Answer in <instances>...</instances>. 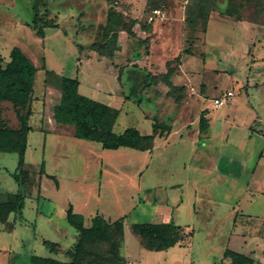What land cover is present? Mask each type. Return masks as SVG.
Returning a JSON list of instances; mask_svg holds the SVG:
<instances>
[{
    "label": "rangeland",
    "instance_id": "obj_1",
    "mask_svg": "<svg viewBox=\"0 0 264 264\" xmlns=\"http://www.w3.org/2000/svg\"><path fill=\"white\" fill-rule=\"evenodd\" d=\"M155 9L161 14L155 15ZM189 11L196 15L190 18L195 24ZM206 11H211L207 21L197 17ZM35 14L56 25L48 27L45 39L30 26ZM122 22L131 30L119 33L115 57L88 60L95 47L109 51L104 46L111 29L118 30ZM239 22L251 28L243 27L241 39ZM258 30H264V0H0V59L10 60L18 46L38 68L23 214L0 221V264H21L30 255L71 261L67 251L80 235L67 221L70 205L84 215L87 226L97 214L111 222L125 218L120 249L113 251L108 242L92 244L86 264H168L145 248L135 231L146 222H174L191 232L183 245L169 250L170 264H233L228 249L264 264V194L256 191L260 181L264 184V168L253 174L264 140L254 137L249 143L248 138L257 111L252 105L264 98L263 78L255 77L256 88L249 71L263 41ZM45 63L79 78L81 94L120 109L115 132L134 127L148 135L156 124L162 136L153 149L107 150L76 138L69 125L50 128L47 135L40 106L48 84L59 85L57 78H45ZM259 64L257 72L264 71V62ZM228 90L234 96L217 107L214 100ZM50 96L53 109L59 93L53 90ZM202 114L213 124L208 136L200 132ZM0 120L20 127L11 103L0 106ZM245 153H253L246 168L231 165ZM18 161L17 152H0V203L22 192L12 176ZM47 174L55 175L59 185ZM252 193L258 194L255 200L249 199ZM44 240L58 242L57 252Z\"/></svg>",
    "mask_w": 264,
    "mask_h": 264
},
{
    "label": "trees",
    "instance_id": "obj_2",
    "mask_svg": "<svg viewBox=\"0 0 264 264\" xmlns=\"http://www.w3.org/2000/svg\"><path fill=\"white\" fill-rule=\"evenodd\" d=\"M36 8V7H35ZM34 10L36 11V9ZM214 10V9H212ZM211 11H206L197 17L208 20ZM189 19L195 15L189 11ZM223 16L231 15L221 11ZM196 16V15H195ZM240 19V18H239ZM194 20V19H193ZM190 19V23L195 24V20ZM34 24V25H33ZM31 28L36 31L39 37H45V29L56 27V25L43 22L37 14L34 15ZM130 27L122 22L118 30L111 29V40L104 46H108L109 51H104L95 47L94 50L101 55L113 57L118 48L119 33L127 31L130 33ZM2 59V58H1ZM0 62L3 61V59ZM38 68L32 60L15 46L10 52V61L6 66H0V102H9L13 105L20 127L13 129L6 126L0 120V152H17L19 161L16 172L12 176L22 187V192L8 202L0 203V221L8 219L11 213L19 216L23 214L24 202L26 198L25 191L29 171L25 169L26 150L28 147V135L32 130L29 124L30 117L33 114L31 109V97L34 92V84ZM173 69H169L167 75L173 74ZM47 81L51 82V77L58 79L59 87L62 91L61 102L55 108L54 118L58 123L71 125L74 127L75 137L87 141L97 142L107 150H119L120 148H131L139 151H149L154 147V140L157 136H162L156 124L153 125V133L143 135L137 128L129 127L123 133L115 132V125L120 117V109L109 104L92 99L79 93L80 80L60 76L54 71L46 70ZM118 79L121 80V72ZM27 109V112L24 111ZM202 134H207L209 129V120L205 114L200 116ZM45 169L42 168V171ZM45 172V171H44ZM48 177L55 180L59 185L55 175ZM67 221L76 229L80 238L74 249L67 251V255L72 258L71 261H62L52 257L39 255H30L21 264H86L83 263L85 256L89 253V247L92 244L110 243L113 251H118L124 240L125 218L121 217L113 222L108 221L103 215L97 214L93 217L90 226L85 223L83 214L74 211L72 205L67 210ZM135 231L142 238V244L150 251L161 252L184 244L186 236L191 232L174 222L170 223H142L135 226ZM193 233V232H192ZM51 252H57L60 244L50 240H44ZM180 246V245H179ZM227 256L232 259L233 264H255L252 257L235 250L228 249ZM87 264H94L89 261Z\"/></svg>",
    "mask_w": 264,
    "mask_h": 264
},
{
    "label": "crops",
    "instance_id": "obj_3",
    "mask_svg": "<svg viewBox=\"0 0 264 264\" xmlns=\"http://www.w3.org/2000/svg\"><path fill=\"white\" fill-rule=\"evenodd\" d=\"M139 25V24H138ZM245 26H248V28H250L249 27V25H246L244 22H239L238 23V26L237 27H239L240 28V32L239 33H241V31L243 32V33H241V34H239V38L241 39V35H243V34H245L244 33V28L243 27H245ZM157 27V26H156ZM156 27H155V29H156ZM49 28H46L45 29V32L47 33V30H48ZM242 29V30H241ZM251 29V28H250ZM259 31V30H258ZM262 31V32H261ZM47 35V34H46ZM46 35H45V37H44V39L46 38ZM139 36H142V35H139ZM256 36H258V37H260V38H262V42L261 43H259L258 42V46H256V48H255V50L256 51H254V57H252V60H251V62H250V72L252 73L251 75H252V80L254 81V87H256V88H258V86H259V84L256 82L255 83V77L256 76H260L261 78H263L262 79V81L264 82V71H262V72H257V68L258 67H260V66H262V65H260L259 63H260V61H262V62H264V52H260L261 51V48H264V30H260L259 32H258V35H256ZM42 38V37H41ZM239 38H237L238 39V42L240 41V39ZM240 43H242V42H240ZM121 48V44H120V41L118 40V48L117 49H120ZM116 49V50H117ZM80 52H81V50H80ZM115 53H116V51H115ZM115 53H114V56L112 57V58H114L115 57ZM81 54H84L83 52H81ZM96 56V58L99 60V61H105L106 62V56H104V55H101L99 52H97V51H93V52H91V55H86L85 57L89 60V59H92V58H94ZM3 58V57H2ZM112 58H110V59H112ZM10 60L9 59H5V60H3L2 62H0V66H6V64L9 62ZM140 61V60H139ZM143 62V61H142ZM84 65V62H80V66H83ZM141 66H143V65H141ZM263 67H264V65H263ZM45 71L46 70H50V71H54V70H51V68L45 63V69H44ZM55 72V71H54ZM178 72H181L180 70L178 71ZM38 73V72H37ZM56 74H58V75H60V76H65V75H63V71H61L60 73H58V72H55ZM37 75V74H36ZM65 77H70V76H65ZM46 79H47V76L45 77ZM70 78H74V77H70ZM77 78V77H76ZM79 79V78H78ZM80 80V79H79ZM264 84V83H263ZM81 85H82V82L80 81V86H79V93H80V87H81ZM35 86V85H34ZM254 87H252L251 88V90H250V92L252 91V89L254 88ZM47 93H46V95H47V99H46V101H42V104H41V106L40 107H42V111H41V113H42V118H43V120H42V130L43 131H45V133L48 135V134H50L51 133V129L50 128H53V129H55L56 128V130H59V128H60V126H66L67 124H62V123H58L56 120H55V118H54V115H55V113H54V111H53V109L56 107V106H54L53 107V109L50 107V105H49V103H48V101H49V98L51 97L50 96V92H52L53 90H57L58 91V93H59V99H58V103L56 104V105H59L60 104V102H61V96H62V91H61V88L60 87H57V86H55V85H52V84H48V86H47ZM230 91H232V90H230ZM101 92V91H100ZM104 93V92H103ZM81 94V93H80ZM92 94H93V92H92ZM98 93H96V95H97ZM105 95H106V92L104 93ZM246 94H248V93H246ZM83 95V94H82ZM86 96V95H85ZM35 97V96H34ZM89 97V96H88ZM91 98V97H90ZM93 99V98H92ZM96 100V99H95ZM97 101H99V100H97ZM37 102V101H36ZM39 102V101H38ZM101 102V101H100ZM105 102H106V100H105ZM40 103V102H39ZM104 103V102H103ZM3 104H10L9 102H0V106H2ZM37 104V103H36ZM106 104V103H105ZM252 107L254 108V109H256L257 111H254L253 112V120H252V122H250L249 121V124H248V128H249V133H248V138H249V143L252 141V139H254V137L255 138H260L261 140H264V111L262 112V113H260V112H258L260 109L262 110V109H264V98L260 101V103H258V106L256 107V106H253L252 105ZM51 110H52V112H51ZM32 111L35 113L36 111L34 110V108H32ZM33 113V114H34ZM48 113L50 114V119L49 120H45V115H48ZM32 114V115H33ZM209 116V115H208ZM32 117V116H31ZM209 118V125H210V127H209V129H208V131H207V134H208V132L211 130V128H212V121H211V117H208ZM255 124H256V126H255ZM44 126V127H43ZM47 126H49V128L47 127ZM69 126H71V125H69ZM71 127H73V126H71ZM32 130H33V128H32ZM31 130V131H32ZM30 131V132H31ZM73 135L75 136V131H74V127H73ZM53 133H56V132H53ZM123 133V132H122ZM153 133V132H152ZM151 133V134H152ZM30 134V133H29ZM52 134V133H51ZM206 134V135H207ZM144 135V134H143ZM148 135H150V134H148ZM58 136H60L59 138H62V137H64L63 135H58ZM208 136V135H207ZM77 138V137H76ZM79 139V138H78ZM80 140H83V139H80ZM85 141H87V140H85ZM89 142H92V141H89ZM28 146H29V135H28ZM27 151H28V147H27V150H26V156H27ZM18 154V153H17ZM213 154H215V155H217V153H213ZM246 155H248L247 157L246 156H239V158H237L236 160L235 159H232V163H231V165H237V166H239L238 168H240V169H244V168H246L247 167V164H248V159L250 158V156H253V153H245ZM219 155H221V154H218V157H216V156H214L215 157V160H218L219 159ZM255 155H257L256 153H255ZM207 156H209V155H207ZM258 162H256V165L254 166V170H253V174H256L257 172L256 171H261V169L262 168H264V153H259L258 154ZM26 160V159H25ZM216 165L218 164L219 165V163L218 162H216L215 163ZM263 178H264V174H263V176H262ZM264 184L262 183V181H260L259 182V184H258V188L256 189V191H257V193H259L260 195L261 194H264ZM58 188V187H57ZM257 193H252V194H250L251 196H249V199L250 200H255L254 198H255V196L256 195H258ZM263 197H264V195H263ZM74 211L75 212H78L79 210H78V208H76L75 206H74ZM81 212V211H80ZM239 227L240 226H237V227H235V230H238L239 229ZM235 232V231H234ZM173 248H175V247H173ZM171 249V248H170ZM170 249H168V250H165V251H161V252H154V253H156V254H160V256H162L163 257V261L166 263H168V264H170L168 261H169V259H170V257H168L171 253H169L170 251ZM243 250H245V249H243ZM240 253H243V254H246V253H244V252H240ZM246 255H248V254H246ZM173 262V261H172Z\"/></svg>",
    "mask_w": 264,
    "mask_h": 264
},
{
    "label": "built area",
    "instance_id": "obj_4",
    "mask_svg": "<svg viewBox=\"0 0 264 264\" xmlns=\"http://www.w3.org/2000/svg\"><path fill=\"white\" fill-rule=\"evenodd\" d=\"M155 15H160L161 11L159 9H155L154 10ZM153 18V17H152ZM234 96L233 91L228 90L227 92H225L221 97L216 98L214 100V104L217 107L223 106L225 105L232 97Z\"/></svg>",
    "mask_w": 264,
    "mask_h": 264
}]
</instances>
